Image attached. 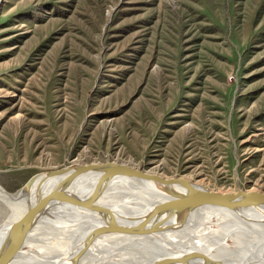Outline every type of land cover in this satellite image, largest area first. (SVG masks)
Wrapping results in <instances>:
<instances>
[{
    "label": "rangeland",
    "instance_id": "374dc122",
    "mask_svg": "<svg viewBox=\"0 0 264 264\" xmlns=\"http://www.w3.org/2000/svg\"><path fill=\"white\" fill-rule=\"evenodd\" d=\"M0 4L8 192L42 172L106 161L264 192V0Z\"/></svg>",
    "mask_w": 264,
    "mask_h": 264
},
{
    "label": "water",
    "instance_id": "95a60500",
    "mask_svg": "<svg viewBox=\"0 0 264 264\" xmlns=\"http://www.w3.org/2000/svg\"><path fill=\"white\" fill-rule=\"evenodd\" d=\"M44 173L46 177L58 174L62 177L51 191L39 190L32 206L7 227L5 240L0 246V264H11L19 248L24 246L26 237L38 225L39 217L53 210L51 206L72 208V211L87 213L98 220L100 224L89 232L93 234V241L98 234L149 238H165L171 234L203 236L206 233L204 230L206 226L217 224L216 218L220 216L221 211L239 214L246 222L264 224V215L259 219L242 215L247 210L264 213V192L258 190L239 189L229 192L211 190L183 176L164 177L116 161L79 164ZM85 174H88L86 181L75 190L73 186L77 178H82ZM121 178L161 189L169 197L148 209L136 212L101 202L100 197L110 184ZM172 214L176 216L172 217ZM192 215H196L193 221ZM120 219L124 221L129 219L132 222L117 223ZM86 249L81 248L69 261L60 259L55 264H79L81 254ZM196 262L243 264L240 261L238 263L227 261L202 247L189 248L177 255H164L156 258L151 264Z\"/></svg>",
    "mask_w": 264,
    "mask_h": 264
},
{
    "label": "bare ground",
    "instance_id": "6f19581e",
    "mask_svg": "<svg viewBox=\"0 0 264 264\" xmlns=\"http://www.w3.org/2000/svg\"><path fill=\"white\" fill-rule=\"evenodd\" d=\"M61 177L60 174L46 177L44 172L36 174L15 193L8 192L0 184V200L5 202L4 207L9 208L0 221V246L5 240L7 227L32 206L38 192L51 191ZM87 177L88 174H85L77 178L74 189L82 186ZM126 187H131L129 193H126ZM167 197L169 195L161 189L121 178L110 184L100 200L136 212L148 209ZM52 208L47 215L39 217L38 225L26 237L24 246L19 248L11 264H55L60 259L69 261L81 248L87 249L81 252L79 264H122L125 255H131L133 259L125 260L127 262L123 264H151L158 257L177 255L194 247L205 248L234 263L264 264V224L246 222L236 213L221 211L216 218V225L220 223L221 227L218 234L212 224L204 228L206 233L203 236L171 234L165 238H149L98 234L93 241V234L89 232L100 224L98 220L87 213L72 211V208ZM242 215L259 219L264 213L247 210ZM195 217L192 215L191 220ZM119 221L124 220H117V223ZM124 222L132 221L127 219ZM230 237L237 246L232 248L226 244Z\"/></svg>",
    "mask_w": 264,
    "mask_h": 264
}]
</instances>
